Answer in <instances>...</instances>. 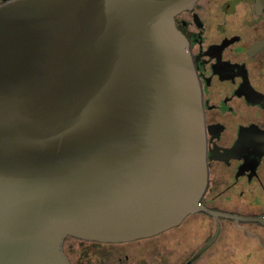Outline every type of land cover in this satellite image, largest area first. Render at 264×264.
I'll list each match as a JSON object with an SVG mask.
<instances>
[{
  "label": "water",
  "instance_id": "obj_1",
  "mask_svg": "<svg viewBox=\"0 0 264 264\" xmlns=\"http://www.w3.org/2000/svg\"><path fill=\"white\" fill-rule=\"evenodd\" d=\"M195 0L0 3V264L148 236L207 183L200 86L174 16Z\"/></svg>",
  "mask_w": 264,
  "mask_h": 264
},
{
  "label": "flooded vegetation",
  "instance_id": "obj_2",
  "mask_svg": "<svg viewBox=\"0 0 264 264\" xmlns=\"http://www.w3.org/2000/svg\"><path fill=\"white\" fill-rule=\"evenodd\" d=\"M174 20L200 86V209L132 240L66 236L71 264H264V0H195Z\"/></svg>",
  "mask_w": 264,
  "mask_h": 264
},
{
  "label": "trees",
  "instance_id": "obj_3",
  "mask_svg": "<svg viewBox=\"0 0 264 264\" xmlns=\"http://www.w3.org/2000/svg\"><path fill=\"white\" fill-rule=\"evenodd\" d=\"M67 237H73V236H67ZM81 240H83V239H81ZM85 240V239H84Z\"/></svg>",
  "mask_w": 264,
  "mask_h": 264
},
{
  "label": "rangeland",
  "instance_id": "obj_4",
  "mask_svg": "<svg viewBox=\"0 0 264 264\" xmlns=\"http://www.w3.org/2000/svg\"><path fill=\"white\" fill-rule=\"evenodd\" d=\"M141 243V242H140ZM127 245H129V244H127ZM187 248H188V246H187Z\"/></svg>",
  "mask_w": 264,
  "mask_h": 264
}]
</instances>
